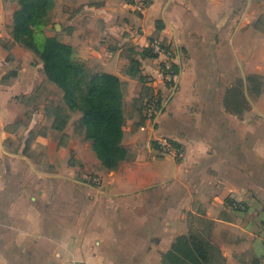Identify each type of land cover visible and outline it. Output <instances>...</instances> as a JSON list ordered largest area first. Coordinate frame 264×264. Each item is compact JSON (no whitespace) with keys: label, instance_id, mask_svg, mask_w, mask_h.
<instances>
[{"label":"crops","instance_id":"0c3cea01","mask_svg":"<svg viewBox=\"0 0 264 264\" xmlns=\"http://www.w3.org/2000/svg\"><path fill=\"white\" fill-rule=\"evenodd\" d=\"M54 1L45 35L124 83L129 159L105 169L79 112L53 128L42 91L59 87L11 34L18 0H0V264H181L191 237L210 247L204 264H264V0ZM154 42L174 50L172 88Z\"/></svg>","mask_w":264,"mask_h":264},{"label":"trees","instance_id":"16d2710c","mask_svg":"<svg viewBox=\"0 0 264 264\" xmlns=\"http://www.w3.org/2000/svg\"><path fill=\"white\" fill-rule=\"evenodd\" d=\"M18 5L13 16V38L37 54L47 79L63 93L62 103L49 104L45 108L53 128L63 131L71 120L70 113L79 112L81 116L76 128L92 142L101 165L109 171L117 169L129 159V152L123 146L126 121L124 83L114 74L90 71L84 63L76 60L71 45L56 36L45 35V28L51 21L50 13L55 7L54 0H18ZM145 52L151 57L156 56L150 49ZM140 67V61L132 58L127 73L145 84ZM173 71L178 74L175 65ZM147 93L143 110L145 101L153 95L148 88ZM176 246L181 264H204L209 259L208 243L197 238H180Z\"/></svg>","mask_w":264,"mask_h":264},{"label":"built area","instance_id":"2783aa9c","mask_svg":"<svg viewBox=\"0 0 264 264\" xmlns=\"http://www.w3.org/2000/svg\"><path fill=\"white\" fill-rule=\"evenodd\" d=\"M146 7V3H139L138 9L142 11ZM138 34V33H137ZM150 51L155 55H164L165 60H163L161 65V70L163 73V81L166 86L173 87L177 75L174 74L173 67H174V50L171 46L161 44L159 42L151 43L149 47ZM159 110V94L157 92H153V95L150 99L145 101L144 107V115L145 118L150 121L152 124L155 122L156 115ZM156 144L158 145V150L164 154L165 156L172 157L176 160H180L182 158V150L172 144L166 138H157ZM93 182L96 185L101 183L99 177H95ZM71 264H87L82 261H72Z\"/></svg>","mask_w":264,"mask_h":264},{"label":"rangeland","instance_id":"374dc122","mask_svg":"<svg viewBox=\"0 0 264 264\" xmlns=\"http://www.w3.org/2000/svg\"><path fill=\"white\" fill-rule=\"evenodd\" d=\"M42 94L46 96L45 100H48L49 104L53 105V104H58V103L63 102V99H62L63 93L58 88H51V87L44 86Z\"/></svg>","mask_w":264,"mask_h":264}]
</instances>
